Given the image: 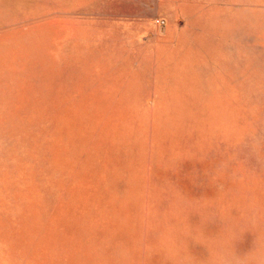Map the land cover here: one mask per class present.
I'll use <instances>...</instances> for the list:
<instances>
[{"label":"rangeland","instance_id":"1","mask_svg":"<svg viewBox=\"0 0 264 264\" xmlns=\"http://www.w3.org/2000/svg\"><path fill=\"white\" fill-rule=\"evenodd\" d=\"M0 264H264V0H0Z\"/></svg>","mask_w":264,"mask_h":264}]
</instances>
